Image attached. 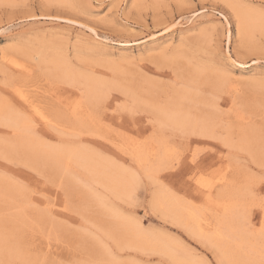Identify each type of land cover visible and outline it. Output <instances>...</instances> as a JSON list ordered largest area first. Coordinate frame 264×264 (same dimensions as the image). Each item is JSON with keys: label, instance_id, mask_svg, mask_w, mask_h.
I'll return each mask as SVG.
<instances>
[{"label": "rangeland", "instance_id": "rangeland-1", "mask_svg": "<svg viewBox=\"0 0 264 264\" xmlns=\"http://www.w3.org/2000/svg\"><path fill=\"white\" fill-rule=\"evenodd\" d=\"M226 4L260 15L264 0H0V5H13L0 6V103L28 117L34 136L44 144L84 149L136 172L138 179L130 197L98 184L88 191L78 179L85 176L80 168L73 166L75 176L67 178L49 162L0 145V187L18 189L13 188V199L14 193L0 198V218L16 242L11 248L19 252V257L0 254V264H173L146 248L118 247L105 231L108 226L115 228V221L119 224L109 207L130 221L139 220L147 233L181 243L180 255H191L203 264H220L206 241L155 211L151 201L161 189L188 206L203 208L201 224L210 232L220 211L207 203V192L198 179L217 182L221 175L227 184L213 186L210 199L220 201L227 193L242 191L244 212L251 221L247 227L258 232L264 213H246V209L253 199L250 185L254 178L258 181L264 162V32L242 34L235 9ZM10 58L25 64L27 71L8 64ZM57 59L76 72L118 85L94 106L81 99L79 115L84 124L75 123L71 110L83 86L61 81L51 64ZM192 66L203 70L190 80ZM224 75L229 76L227 81ZM145 78L154 85H148ZM216 78L218 82L222 78L221 82ZM173 82L178 87L188 84L192 92L196 89V99L187 103L196 116H211L215 123L211 137L161 128L151 112L134 103L133 90L143 98H163L177 88ZM15 87L51 123H41L15 94ZM15 136L11 128L0 124L1 142ZM225 139L231 146H225ZM136 140L150 149L146 158L154 165V179L125 151ZM160 145L166 146V160L157 169V155L163 154ZM194 154L197 164L191 160ZM92 193L106 207L98 205ZM34 198L47 199L49 204ZM52 202L57 205L50 206ZM17 204L18 209L24 206L25 214L22 210L17 211L20 216L15 213ZM102 248L114 255L116 263L106 260Z\"/></svg>", "mask_w": 264, "mask_h": 264}, {"label": "bare ground", "instance_id": "bare-ground-1", "mask_svg": "<svg viewBox=\"0 0 264 264\" xmlns=\"http://www.w3.org/2000/svg\"><path fill=\"white\" fill-rule=\"evenodd\" d=\"M234 9L236 16H238L239 18V31L242 34H251L255 30L264 32V17L255 14L249 9L237 8L236 5ZM91 30L93 31V29ZM36 59L38 60L40 59V57L36 56ZM7 61L8 64L14 66L17 70L21 72L27 71L26 65L19 62L16 59L10 58ZM51 64L55 69H57L56 72L58 73V77L61 79V81L67 82L69 84H81L83 86L82 96L76 98L72 102L71 110L75 118L74 120L75 123L82 124L83 122V116L81 117V115H79L82 109L81 99L85 98L87 101V105L89 104L94 106L95 104H97V102L100 101V99L105 98L111 89L118 87V85H116V82L114 84L106 79L104 80L97 78L94 75L93 76L87 74L84 75L82 73L76 72L75 70H72L68 65L63 64L62 61L59 59L53 61ZM202 70L203 69H201L199 66H192L190 70H188L190 71L188 72L190 75L189 79L190 80L194 78L197 79V77L199 76ZM223 78L227 81L229 76L224 75ZM219 79L222 80V78ZM180 80H182V78ZM221 80H219L218 82L217 79L216 82L220 83ZM222 82H224V80ZM146 83L150 86L154 85V81L151 79H148ZM185 84H182L184 86L181 85V87H178L179 85L176 86L174 84L177 88L174 89L171 94H166L165 100H162L165 96L161 98L159 95H157V99L154 96H147L143 98L141 96L136 95V92L133 90L134 92L132 91V94H133L134 103L137 106H142L143 108L151 112V114L154 115L155 120L157 121V125L161 128H170L172 130H179L181 132H190V133H196L201 136L211 137L214 133L213 128H215L214 127L215 123L211 119L210 115L196 116L191 112V107L187 102H191V101L193 102L196 99L197 92L196 89L194 90V92H192L193 89L191 88L192 89L191 91L190 87L187 86L188 84L187 85ZM171 88H173V86ZM130 89L127 88V91H129ZM13 91L24 102V104L28 105V107H31L34 110V113L38 115L39 117L38 120L41 123L44 124H48L49 122L51 123L50 118L44 115L42 112H40L41 110L39 111V109L36 108V106L33 105L31 101H29V98L20 89L15 87ZM87 114H88V110H87ZM99 119L96 120L99 122ZM0 124L11 128L16 134V136L13 139H11V141H3V142L0 141L1 148H4V150L19 151L24 156H27L29 158L35 160L39 159L47 163L49 162V164L52 165L53 168H55L57 171H60V173H62L63 176L64 177L66 176L67 178L75 176V174L71 172L73 166H75L76 168H80L84 173L83 175L85 176L83 178L80 177L78 179H81V181L83 182L82 184H84V186L87 187L86 190L88 191H92L93 184H98L101 185L105 190L113 194L121 195L124 197H130L133 195L134 189L138 183L136 172L126 170L125 168H122L110 162L107 159L95 156V154L93 155L92 153H89L88 151L81 148L69 147V146H52V145L44 144L41 140L37 139L34 136L31 120L25 115L16 111L14 108L7 106L4 103H0ZM92 130L90 131L92 132ZM242 137L246 138L244 136ZM152 140L153 139H151V141ZM161 140L163 142V139H161L160 137V141ZM224 144L231 146L229 139H225ZM129 145H130L129 148L126 147L125 151L128 150V152L126 153L129 154V156L137 163V165H139L140 167L142 166L144 172L147 174L148 177L154 179L155 178L153 174L154 165L147 162V158H146V154H148L147 152L150 149H147L146 147L141 145V142H139L138 140H136L134 143H130ZM241 145L245 146L246 144L242 143ZM160 151L163 154L157 155V159H156L157 169H159L160 166H162L166 160L165 158V153L167 151L166 146L160 145ZM225 178L226 177L224 175H221L217 180V182H207L208 180L204 178L198 179L199 185L203 187L204 190L207 192L206 195L207 203L209 202L211 204H214L216 207H218L219 209L218 211H220L216 216L215 224L214 226H212V230L210 232H208L209 230L205 229L201 224L204 216L202 210L203 208L199 210V209H195L196 207L188 206L185 203H182L178 198H176L174 195H172L169 192L163 191L161 189L154 192L152 196L151 207L155 211L158 210L161 211L163 214L170 216L175 224L184 228L190 234L200 237L204 241H206L214 249V252L216 253V256L220 264H264V233H262L260 229L258 230L257 233H252L253 231H250V229H248L247 226L248 224L251 223V221L247 218L244 212L242 191L241 193L239 192L237 194L231 192L227 193L225 197H221L220 201L212 200L209 197L210 190L213 188V186H215L216 184L223 183L225 181ZM226 184L227 182L225 181L224 186H226ZM61 185H62V181H61ZM57 187L60 188L58 185ZM13 188H15L14 191L17 189V187L15 186L6 187L5 185H2L0 187V196H1L0 198L3 197L4 199L3 198L2 199L5 200L6 195L10 196V194L14 193V195L12 196L13 199L16 192L13 191ZM92 196L94 197V200L97 202L98 205L100 206L102 205L106 207V203H104V201L99 196L95 195V193H92ZM34 200L39 203L47 202L49 204V201H47V199L34 198ZM14 202L15 201H13V203ZM15 203H19V201ZM56 205L57 204L53 202L52 204H50V206H56ZM50 206L48 207L50 208ZM23 207L21 208L23 209ZM15 208L18 209V204L17 206H15ZM21 208L18 210L16 209L15 213H17V211L19 210H22ZM61 210H63V208ZM19 212L17 214H19ZM109 212L112 218H114V220L119 221L118 222L119 224L117 226V222L115 221L116 226L115 225L114 226L116 229L111 226H108L109 228H107L105 231L107 232V235H110V238L113 239V241L115 242V244H117L118 247H122V248L127 247L129 249L146 248L168 257V259L173 264H203V262H200L201 260L199 261L191 257V255H185V256L180 255L178 250L181 247V243H179L175 239L164 238L158 234L147 233L143 229L141 222L139 220L131 219L132 221H130L126 218V216H123V214H121L119 211L113 208L109 207ZM10 214L8 213V216H10ZM23 214L25 213L23 212ZM40 214L42 215V213ZM20 215L21 214H19V216ZM16 217H14V219ZM1 219L2 218H0V254L6 256L10 255V257H13L15 256L14 253L16 254V252L13 251L11 247H13V244H15L16 242L12 241L14 240V238H12L9 235L10 230L7 231L5 226L2 225ZM17 228L18 226H16V229L14 227L16 231L19 229ZM120 229L122 230V232L118 233L117 230ZM101 250L104 256L106 257V260L108 261L110 260L112 263H116V258L110 251H108V249L102 248ZM18 253L19 252H17L16 257H19Z\"/></svg>", "mask_w": 264, "mask_h": 264}, {"label": "snow or ice", "instance_id": "snow-or-ice-1", "mask_svg": "<svg viewBox=\"0 0 264 264\" xmlns=\"http://www.w3.org/2000/svg\"><path fill=\"white\" fill-rule=\"evenodd\" d=\"M0 6H7L12 7L13 5H0ZM225 7L234 8L235 5L226 4ZM260 15L264 17V5L260 8ZM227 147V145H225ZM192 163L197 164L198 161L196 159V155H193ZM259 179L258 181L254 178L252 184L250 185V192L253 196L252 202L250 203L249 207L246 209V213H250L253 211H259L260 213H264V162H262L259 166ZM255 177V174H253ZM160 178H157V182H159ZM257 183L260 186V191L256 192ZM260 231L264 233V222L260 225Z\"/></svg>", "mask_w": 264, "mask_h": 264}]
</instances>
